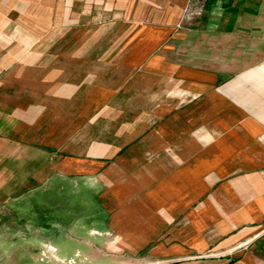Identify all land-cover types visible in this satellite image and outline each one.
Masks as SVG:
<instances>
[{"label":"crops","instance_id":"1","mask_svg":"<svg viewBox=\"0 0 264 264\" xmlns=\"http://www.w3.org/2000/svg\"><path fill=\"white\" fill-rule=\"evenodd\" d=\"M92 1L103 3L102 15L120 11L117 22L104 19L97 27L104 54L30 52L36 42L37 48L45 46L40 37L63 5L92 18ZM261 2L252 14H241L239 25L177 27L183 0H0V14H6L0 17V134L36 142L46 133V112H54V119L63 109L77 110L79 102L96 103L89 95L110 93L109 74L117 73L118 80L131 72L140 79L149 74V132L141 135L144 125L135 120L139 138L128 157H148L150 164L144 171L141 161L134 164L135 177L126 182L133 186L110 189L119 199L109 206L121 209L108 217L107 230L123 254L141 253L136 264H264V111L238 95L245 83L264 91ZM13 14L23 17V31L39 38H4L7 25L14 26L8 17ZM54 22L55 31L60 19ZM35 116L38 130L21 138L10 120L27 119L34 128ZM53 126V137L60 136V126ZM93 167H105L104 161ZM129 260L91 264H135Z\"/></svg>","mask_w":264,"mask_h":264},{"label":"rangeland","instance_id":"2","mask_svg":"<svg viewBox=\"0 0 264 264\" xmlns=\"http://www.w3.org/2000/svg\"><path fill=\"white\" fill-rule=\"evenodd\" d=\"M173 1L166 0L168 4ZM92 2L96 6L92 18H87L80 10L71 14L63 5L62 14L55 18L58 22L60 19L55 31V19L51 16L45 35L40 37L45 40V46L37 48L36 42L28 48L30 52L42 49L47 56L60 51L62 55L99 57L104 54L107 50L99 43L102 32L97 27L104 19L117 22L116 14L120 11L102 15L103 3ZM262 4L261 0H183L175 25L212 21L235 26L239 25L244 11L251 9L247 13L252 14V9ZM5 15L0 14V17ZM8 17L14 26L12 30L11 24L7 25L8 29L2 32L4 38H39L21 29V15ZM115 74H109L110 93L89 95L88 99L96 103L79 102L77 110L63 109L60 114L55 113L54 119V112H46V133L40 140L32 142L37 139L32 136V141L17 140L0 134V264H91L93 259L109 258L141 263L140 252L123 254L122 246L105 224L109 216L121 209L116 203L109 206L112 200L119 199L110 189L118 184L133 186L126 182L135 177L134 164L139 166L141 161L143 171L150 164L148 157L139 160L128 156L135 153L137 130L145 129L141 135L149 132V125L144 122L151 112L144 106L151 102V78L146 74L140 79L136 72H131L125 79L118 80L113 77ZM240 90L239 101L246 99L254 109H259L256 111H264L262 89L245 83ZM229 97L225 96L226 101H231ZM140 104L142 109H133ZM65 106L68 107L62 103V108ZM20 113L23 117L28 114L25 110ZM18 120L15 117L10 122L15 124L14 131L17 126L16 132L21 138L27 139L32 131L38 130L36 116L31 123L34 128L26 123L27 119H20L24 126H20ZM135 120H140L144 126L137 128ZM53 124L60 126V136L55 138ZM121 156L128 158L121 159ZM95 161H104L105 167L94 168ZM113 167H120L122 173H117ZM128 194L134 197L133 192ZM107 234L113 236L112 240Z\"/></svg>","mask_w":264,"mask_h":264}]
</instances>
